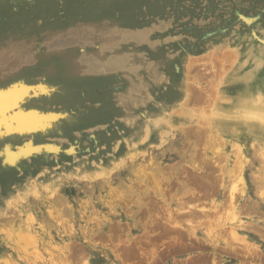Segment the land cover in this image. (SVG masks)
Here are the masks:
<instances>
[{"label": "rangeland", "instance_id": "obj_1", "mask_svg": "<svg viewBox=\"0 0 264 264\" xmlns=\"http://www.w3.org/2000/svg\"><path fill=\"white\" fill-rule=\"evenodd\" d=\"M168 1L163 15L152 20L153 23L150 19L155 17L154 12L152 8L149 12L143 3L135 15L150 37L166 39L170 36L192 45L193 49L188 50L184 61L186 54L183 49L176 48L177 41H171L173 45L169 43L174 48L173 53L183 52L179 54L181 56L173 57L164 49L152 53L143 43L135 47L117 35L118 31L120 34L134 32H129L133 28L128 23H121L120 18L114 20L102 11L111 5L117 15L119 6L114 5V0H41L38 5L43 8L49 26L21 55L2 53L0 49V84L25 77L60 89V83H66L77 72L76 76L95 78L92 85L85 81L70 103L55 96L35 100L40 108L68 111L71 118L75 115L73 111L79 114L88 106L91 108L96 119L86 127L66 131L59 123L50 135L37 136L39 141H54L62 147L79 138L80 148L88 146L90 149V152L84 151L85 156L92 155L95 149L91 134L102 139L107 131L116 133L118 127L120 132L124 131L117 115L112 114V120H107L99 112L101 108H107L105 99L117 106L132 95L134 83H142L138 85L137 96L144 102V107L147 103L155 106L152 96L165 101L162 104L168 103L169 96L166 99L160 97L163 86H159V94L155 95L156 91L153 93L144 85L152 77L149 70L162 77L164 86L171 85L172 90L176 88L174 84H188L194 99L199 92L204 97L197 105L195 101L183 104L182 99L179 104L170 103L166 110L170 114L169 124L165 119L160 121L158 140L149 144L143 154L139 152L134 162H123L119 158L111 161L115 166L123 164L120 167L99 168L94 161H87L90 162L88 169H83L86 162L80 164L83 168L67 162L70 170L60 173L62 159V164L57 163L51 155V162L46 164L38 156L26 161L35 172L32 177L21 178L26 182L22 188L8 186L4 189V178H0V264H238L245 256L237 257L231 250L241 249L246 253L248 248L258 249L263 252V257L247 259L253 264H264V238L256 233L243 231L246 236L232 238L225 246L227 248L220 242L227 236L224 229L236 223L229 218L228 199L233 196L234 205L262 200L264 141L255 140L245 128L234 129L231 124L228 128L222 127L221 122L225 124L228 118L216 115L212 104L218 100V111L236 114L233 106L237 87L231 85L229 77L235 75L240 66L253 68L257 59L262 60L264 68V49L257 46L259 52L249 53V41L254 39L248 34L250 26L258 37H264V0ZM238 10L253 17L249 26L239 20ZM158 19L161 21L157 22ZM203 32L207 33L204 40ZM118 58L123 59L121 64H107ZM176 60L181 63L177 71L174 68ZM88 62L97 67L96 71L82 72ZM57 69L63 73L59 77L60 83L55 80ZM100 77L104 78L101 80ZM218 87L222 88L220 92ZM29 104L28 101L25 106ZM136 106L134 102L133 108ZM155 113L158 114V110ZM185 114L189 116L188 122H182ZM134 117L142 119L139 113ZM197 120H202L201 126ZM203 124L204 134L199 133ZM126 139L120 138L115 144L118 145L120 140L121 144H127ZM201 139L202 143L199 142ZM199 157L204 161L222 159L219 164L222 169L215 167L213 175L222 180L208 192L201 191L196 182L200 176L197 174L204 172L198 167ZM201 192L205 196L198 199ZM195 205L197 213L192 214L190 209H195ZM257 211L256 216L248 220L261 221L258 218H264V207Z\"/></svg>", "mask_w": 264, "mask_h": 264}, {"label": "bare ground", "instance_id": "obj_2", "mask_svg": "<svg viewBox=\"0 0 264 264\" xmlns=\"http://www.w3.org/2000/svg\"><path fill=\"white\" fill-rule=\"evenodd\" d=\"M167 1L168 0H161V1L159 0V2H157V1H144V0H114V2H113L114 5L119 6L118 13H116L117 15H115V9H113L111 5H109V7H107V8L102 9V11L109 16H113L114 20H116L117 18H120V20H122L121 23H128L131 26V28L135 29V30L130 29L131 31H129V32H134V33L122 32V34H120L121 32L118 31L117 35H120L121 38L126 39V41L128 43L134 45L135 47L138 44L143 43V45H145L150 50V52H152V53H158L160 50L162 51V49H164L166 52H169L168 54H170V56H173V57L181 56L179 54L184 51L183 54L184 53L186 54L185 58L182 59V61H184L185 59H187L188 50L193 49L192 45L187 44V43L183 44L180 42V40H174V38H172L170 36L166 37V39H162V38H158V37L153 38L152 35L150 37V35L146 34L147 29L138 23L139 20L137 18V15H135V11L143 3L148 8L149 12H150V8H152L155 17H152L150 19V22L152 20L154 21L156 18H158V17L160 18L163 15L162 14L163 11L167 9V7H168ZM39 2H41V0L40 1L39 0H0V49L2 50V53H5L7 51V52L12 53L14 55H21L23 53V51L27 47H29V45L32 43V41L35 39V37L38 36L40 33H42L44 31L45 27L49 26L48 25L49 20H47V18H46L47 16H45V12H44V10H42L43 8L39 6V5H41V3L39 4ZM252 2H254V1H252ZM168 3H169V1H168ZM96 5H98V4L96 3ZM162 5L164 7H162ZM252 5H253V3H252ZM90 6H91V4H90ZM94 6H95V4H94ZM57 8H58V6H57ZM85 8H87V7H85ZM131 12H132V14H131ZM157 13H158V15H157ZM66 14H67V12H66ZM237 14H238L239 20H241L244 23V25H246V26H249L250 22H252V20H253V17L246 15V13L244 14V13L240 12L239 10L237 11ZM56 20L57 19H55V21ZM141 21L143 22L142 18H141ZM153 21L151 23H153ZM159 21H161V20L158 19L157 22H159ZM75 22H77V21H75ZM110 24L114 25V24H112V22H110ZM106 25L107 24H105V26ZM251 26H252V24H251ZM74 27H76V26H74ZM136 28H138V29H136ZM55 33H57V32H55ZM248 34H249V36H251V39H254V41H249V42H251L250 48H249L250 49L249 53L255 54L256 52H259V50L256 51L257 46H261L264 49V37H258V35L252 31H250V29H249ZM205 37H207V33L203 32V35H202L203 39L202 40H204ZM171 41H177L176 48L183 49V51L173 53L174 48H172V46L169 45V43H171ZM47 42H48V40H47ZM190 42H191V40H190ZM37 47H38V44H37ZM76 48H77V46H76ZM51 50H53V49H51ZM170 50H172V52H170ZM3 51H5V52H3ZM73 52H75V51H73ZM32 54H34V53L32 52ZM67 56L69 57V55H67ZM67 59H68V61L70 60L69 58H67ZM32 60L34 61V59H32ZM122 60L123 59L118 58V59H115V61L107 62V64L109 66L115 65V64H117V62L119 64H121ZM133 61H135V60H133ZM180 64L181 63L177 62V60H176V63L174 64V68L176 71L179 70ZM37 65H38V63H37ZM96 69H97V67L95 65H93V63L88 62V67L86 69H82V72L83 71L85 72L86 70L87 71H89V70H95L96 71ZM36 70H38V69H36ZM170 70L171 69L169 68L168 71H170ZM77 73H79V72H77ZM149 73L151 74L152 77L147 79L149 81L145 82L144 85L149 86L151 92L154 93L156 91L155 95L159 94L158 93L159 86H163L162 87L163 93H162V95L160 94V97H163L164 99H166L169 96V98L167 99L168 103L162 104V103H165V101L161 102L155 96L151 95L155 99V102H154L155 106H151L149 103H147V104H145V107H144V102H142L141 98L137 96V94L140 91V87L138 85L141 86L142 83H134L133 86H131L133 92H130V93H132V95H131L132 97L127 96L117 106L114 105V103L111 100L105 99V105L107 106V108L105 110L103 108H101L99 110V112L102 115H104L105 117H107V120H110V119L112 120V114L117 115L119 117L120 121L123 123L122 128L124 129V131L120 132L121 129H118L119 128L118 127V128H116V133L113 131L112 132L111 131L105 132L103 134L104 136L102 137V139H101V137H98L97 135L91 134L90 137L92 139H94L95 149H94V152L92 153V155H90V156L84 155L85 154L84 151L90 152V149L88 146L84 147L83 149L80 148V146H79L80 139L79 138H77L78 140H75L76 142H73V143L70 142L65 147H62L57 142L50 141L49 140L50 138L48 139L49 141H41V140L39 141L37 139V136H39L41 134H44V135L49 134L50 135L51 131L55 127H57V125L59 123H61L65 126L66 131H70L71 128H79L80 129L82 127H86L88 123H92L94 121V119H96V116L94 114H92V112L90 110L91 108L89 106L86 109H84V112L79 113V114L74 113V111H73V114H75V115H73L71 118L70 117L71 115L69 113H67L68 112L67 110H66L67 112H63V111H59L56 109H51L49 111L43 112V111L39 110L37 107H35V104H37L39 99L40 100L50 99L53 96H55L54 98L64 99V100L68 101V103H70V100L73 99V96L75 97V95L81 89V87L85 81H87V83L89 85L94 83L93 82V80H95L94 77H91V76H80L79 77L78 75L76 76V74H75V77L68 78L66 83L62 84V82L61 83L59 82V77H61V75L63 73H62V71L58 70V71H55V75L57 76V77H55V80H57V82H59L61 84L60 89H58L57 87L55 88V86H50L48 83L43 82V81H38V82L29 81L28 78H25V77H21L19 79L17 78L18 80H12L11 79L9 82L0 84V178H4V179H2L4 181L3 184H6L3 186V188L6 189V187H8V186H12L14 188H22L26 182H23L21 180V178H26L27 176L32 177L34 175V172H35L34 168L30 165V162H26V161L29 159H32V158L36 159V158H38V156L40 157V159L45 161L46 164L47 163L49 164L51 162V160H50L51 155L54 156L55 161L57 163H59L62 159L63 164L61 162H60V164H62L63 168L60 167V169L58 170L60 173L61 172H67L68 170H70L67 162H70L72 165H75L76 168H77V166L81 167L80 164L82 162H86V165H84L85 167L84 168L81 167L83 169H88L89 163L92 161H94V163L97 164L96 166H98L99 168H105V167H109V166H112L114 168L120 167L123 164H121L120 166H115L114 165L115 163H112V161L113 162L117 161L119 158H122L123 162H126V160L134 162V160L137 159L139 152H140V154H141V152L143 154V152H145L146 148H148L149 144L151 145V143L158 140L160 129H161V127H159L160 121L165 119L166 122L169 124V122H170L169 115L170 114L169 113L167 114L166 110L168 108L167 106L168 105L170 106V103L174 102L175 104H179V102L182 99L181 102H184L183 104L190 103V101L191 102L195 101L194 103L197 105V103H199L204 98V97H202L203 93L199 92L198 95H196V98L194 99V97L192 96L193 92L188 91L189 90L188 84H184V86L183 85L181 86V85L173 83L176 86V88H178V89L175 88L176 90L175 89L172 90L173 88L171 85L170 86H168V85L164 86V83L162 82V77H157L155 73H151V70H149ZM168 73H170V72H168ZM2 76H4V75H2ZM47 76H49V75H47ZM103 76H104V74H103ZM103 78L100 77L99 79L102 80ZM144 78H145V76H144ZM109 80H111V79H109ZM229 81H230L231 85H234L237 87V88H235L236 89L235 91L237 92L236 97H235L236 103L233 106V109L237 110L236 114H233V115L227 114L226 115V113H223L221 110L218 111V109H216V104L218 103V100L217 101L214 100V103H212L214 106L213 112L216 113V115H218V116H223V118L230 119V120L226 119L225 124L224 123L222 124V122H221L222 127L225 126L228 128V125L231 124L232 128H234V129L239 130L240 128H245L252 133L253 138H255V140L264 141V68H263L262 60L257 59L253 68H250V69L248 67L246 68L244 66H240L236 70L235 75H231L229 77ZM103 83H104V81H103ZM101 85H102V83H101ZM116 89H119V87H117ZM190 90H191V88H190ZM218 90L220 92L222 90V88L219 89V87H218ZM153 93H151V94H153ZM184 93H185V95H184ZM113 99H115V98H113ZM35 100H37V102ZM28 101L30 102V104L28 106H25V103H27ZM31 101L33 103H31ZM211 101H212V99H211ZM230 101H232V100H230ZM134 102L137 103V106L133 108ZM226 102H228V101H226ZM142 108H144V110ZM155 110L156 111L158 110L159 113L154 114ZM137 113L141 114V116H142V117H140V118H142L141 120L135 119L134 116ZM187 114L190 116L189 112ZM188 115L185 116L186 118L183 119L182 122H188L189 121ZM64 121H65V123H64ZM196 123L199 126H201V124L203 122H202V120H197ZM179 126L181 127L182 125L179 124ZM202 127H203V129L201 128L199 130V133L204 134V132H203L204 124ZM167 130H168L167 131V134H168L169 129H167ZM186 130L188 131L189 129L187 128ZM197 135H198V130H197ZM164 137L166 139L167 136H164ZM164 137H163V139H164ZM202 137L203 136H201V138ZM65 138H66V136H65ZM120 138H127L126 139L127 144L126 143L121 144V140H120L118 145H116L115 143ZM201 141H202V139L199 142H201ZM211 154L212 153H210V156H211ZM222 154L223 153H221V158H222ZM199 158H200V160H199V166L198 167H199V169H201L204 172L197 174L198 176L199 175L200 176H199L198 181L196 180V182H197V185L201 187L200 188L201 191H203L205 189L204 192L205 191L208 192L209 191L208 189H210L212 186L216 187L218 185V183H220V180H222V179H219L218 176L214 177L215 176L214 173L216 171V168L219 167V164H221L220 161L222 159L220 158L221 159L220 160V159H214L213 158L214 160L210 159L209 161H204V158H202V157H199ZM263 159H264V155H263ZM205 160H207V159H205ZM87 161H90V162H87ZM196 161H198V160H196ZM203 162H206V163H203ZM194 163H196V162H194ZM194 163H193V166L197 167L196 164H194ZM36 165H38V164H36ZM219 168L222 169L221 165ZM56 169H57V167H56ZM54 171H55V169L50 170V172H52V173ZM241 171H242V176H243V174H244L243 168L241 169ZM108 173L109 172H106V174H108ZM4 175H6V177ZM194 184H196V183H194ZM263 187H264V185H263ZM200 189L198 190V192L200 191ZM242 189H245V188H242ZM211 191H213V190H211ZM201 193L202 194L199 193L200 195H199L198 199H203V197L205 196V194L203 195V192H201ZM260 198L262 200L259 203L258 202L251 203V204L245 203L243 205L241 204L242 206L240 205V202L235 203V205H234L235 198L233 196H231V198L228 199L229 200L228 210H230L229 213H231L230 215L229 214L228 215H229V218L231 217L233 222H236V223L231 225V226H228L224 229L225 235H227L226 239L225 238L220 239V242L223 243L224 248H227L225 246L229 245L228 243H230V241H232V238L235 239V238H238L239 236H240V238H242L243 235H245L244 233L246 232V230H247V232L250 230V231L256 233L258 236H260L261 239L264 238V227H262V226H264V218L259 217L258 219H261V221H256V220L253 221L252 219L248 220L249 217L256 216V213L258 212L257 211L258 208L264 207V194L262 192L260 194ZM196 207H197V205H195V209H190V212L192 214L197 213ZM201 213L204 215V211L202 212L200 210V214ZM207 215H209V213ZM205 216H203V217H205ZM199 220L202 221L201 219H199ZM203 222H204V220H203ZM258 224H259V226H257ZM261 224H263V225H261ZM243 231H245V232H243ZM230 238H231V240H230ZM210 241H213V240L210 239ZM231 251L234 252L237 257H239V255L245 256L244 259H242V260L239 259L240 261L238 264H253L251 259L249 260L247 258H249V257L252 258L253 256H256L258 258L263 257V252L260 253L258 249L254 250V249L248 248V249H245L246 253L241 252V249H233Z\"/></svg>", "mask_w": 264, "mask_h": 264}, {"label": "crops", "instance_id": "obj_3", "mask_svg": "<svg viewBox=\"0 0 264 264\" xmlns=\"http://www.w3.org/2000/svg\"><path fill=\"white\" fill-rule=\"evenodd\" d=\"M90 85H92V84H90ZM74 93H75V92H74ZM35 107H37L39 110H41V111H43V112H44V111L46 112V111H49V110L53 109V108L46 107V106H45L46 108L42 109V108H40V106L37 105V104H35ZM29 108H30V107H29Z\"/></svg>", "mask_w": 264, "mask_h": 264}, {"label": "flooded vegetation", "instance_id": "obj_4", "mask_svg": "<svg viewBox=\"0 0 264 264\" xmlns=\"http://www.w3.org/2000/svg\"><path fill=\"white\" fill-rule=\"evenodd\" d=\"M249 29H250V31H252V32L254 31L250 26H249Z\"/></svg>", "mask_w": 264, "mask_h": 264}]
</instances>
